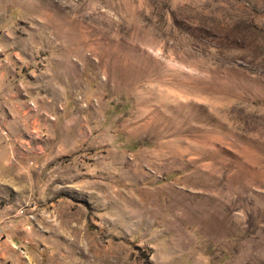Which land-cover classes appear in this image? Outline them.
<instances>
[{
  "label": "rangeland",
  "instance_id": "rangeland-1",
  "mask_svg": "<svg viewBox=\"0 0 264 264\" xmlns=\"http://www.w3.org/2000/svg\"><path fill=\"white\" fill-rule=\"evenodd\" d=\"M0 264H264V0H0Z\"/></svg>",
  "mask_w": 264,
  "mask_h": 264
},
{
  "label": "bare ground",
  "instance_id": "bare-ground-1",
  "mask_svg": "<svg viewBox=\"0 0 264 264\" xmlns=\"http://www.w3.org/2000/svg\"><path fill=\"white\" fill-rule=\"evenodd\" d=\"M14 246V244H12Z\"/></svg>",
  "mask_w": 264,
  "mask_h": 264
}]
</instances>
